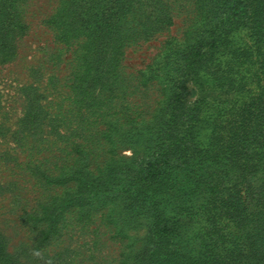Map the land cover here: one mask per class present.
Wrapping results in <instances>:
<instances>
[{
    "label": "rangeland",
    "instance_id": "374dc122",
    "mask_svg": "<svg viewBox=\"0 0 264 264\" xmlns=\"http://www.w3.org/2000/svg\"><path fill=\"white\" fill-rule=\"evenodd\" d=\"M121 5H133L127 16L118 14ZM200 5L195 0H167L164 8L156 0H17L16 4L0 0V264H133L140 259L137 248L148 239L149 219L140 212L124 224L130 217L125 214L126 199L138 191L135 186L125 188L119 182L118 192L108 194L86 174L75 175L72 180L83 179V191L71 192L45 223L40 222L45 217L42 204L54 196L47 177L58 173L55 158L68 138L103 148L104 167L121 155L122 161L155 172L166 167L170 179L157 192L166 194L167 213L179 217V222L192 215L189 226H199L194 215L201 192L195 178L185 181L190 176L182 167L196 153L204 163L229 161L226 142L233 133V114L230 111L228 117L220 109L226 107L219 104L226 98L220 89L229 80L221 75L231 73L236 54L251 46L248 24L243 28L227 21L226 55L199 61L193 67L197 76L188 70L190 80L183 84L188 92L177 102L182 104L165 112L162 107L171 102L168 93L177 80L176 51L191 47L185 43L186 34L203 22ZM222 9L220 13L225 12ZM236 9L232 14L239 17L242 10ZM167 14L170 17L161 23ZM14 17L20 18L22 29L15 27ZM113 25L126 29L128 41L120 44L117 32L107 30ZM62 28L70 32L68 45L57 36ZM212 31L208 23L205 35L212 37ZM6 35L12 37L9 44L1 41ZM204 37L199 44L210 46ZM180 88L179 84L176 90L181 92ZM67 94L70 121L67 128L56 127L55 103ZM30 111L35 113L33 119ZM168 130L174 131L173 136ZM186 134V143L177 141L176 136ZM178 145L182 151L172 153ZM84 161L92 166L94 158L84 155ZM129 171L134 182L144 176ZM249 182L256 192L264 191L263 166L249 176ZM76 185L68 184L70 189ZM231 187L228 184L224 190L228 195ZM56 219L54 237L37 252L34 237Z\"/></svg>",
    "mask_w": 264,
    "mask_h": 264
},
{
    "label": "trees",
    "instance_id": "16d2710c",
    "mask_svg": "<svg viewBox=\"0 0 264 264\" xmlns=\"http://www.w3.org/2000/svg\"><path fill=\"white\" fill-rule=\"evenodd\" d=\"M157 1L161 8L167 5V0ZM198 2L202 6L201 19L203 22L200 27L197 25L186 34L185 43L191 47L185 46L176 51L174 63L177 64V80L168 93L171 102L162 107L165 112H173L178 104H182V102H177L180 101L179 97L182 94L188 92L187 85H183L190 80L188 70L192 76H197L198 71H194L193 67L199 61L204 62L210 55H226L225 46L230 39L227 35V21L241 23L243 28H246L248 24L251 35V46H245L236 54L237 59L232 64L234 67L231 66L229 70L231 73L221 75H227L229 80L224 81L226 83L220 89L226 93V98L219 103H226V107L220 105V109L227 113L228 117L230 111L233 114V133L230 143L226 142L228 151L230 149L229 161L226 164L223 161L216 164L204 163L201 158L196 157L198 155L196 153L192 157L193 160L187 161L186 166L182 167L187 171V176H190L186 177L185 181L188 183L191 177L195 178L194 182L198 184L201 192L198 198L199 206L195 207L198 209V213L194 215V217H198L199 226H189L188 222L193 219V216L188 212L191 217L184 216L188 220L185 219L182 222H179V217L176 219L167 213L163 203L166 194L157 192L159 188L165 187L166 180L170 179L171 175L167 176L166 170L168 169L166 167L158 169L156 172L157 169L153 171V169H149V166L144 168L143 165H140L138 167L135 164L132 165L130 161H122L120 153L121 156L118 159L113 157L112 161L107 163L108 166L104 167L102 166L104 162L101 161L103 148L87 147L69 138L65 140L66 146L58 149L59 153L55 158L58 173L47 177L53 182L51 193L54 196L49 197L47 202L42 204L43 207L45 206L43 208L45 217L40 222L45 223L51 213H55L59 209L60 203L71 195V192L79 191L80 194L83 191L81 186L83 179H72L75 175L83 176L84 173L94 184L103 186L101 191L103 193H117L119 182L125 188L135 186L133 189L138 190L133 194L132 192L128 194L129 197L126 199L128 213L125 214L130 217L125 219L124 224L130 223L132 217L138 216L142 212L149 219V225L145 235L148 239L137 248L141 257L135 259L133 264H264V191L256 192L249 182V176L253 175L261 166L264 171V0H195L197 5ZM16 3L17 0H14V4ZM230 4L232 7L229 6ZM132 7L133 5L129 7L121 5L120 9H116L118 14L127 16ZM222 8L225 9V12L220 13L219 10ZM235 8L242 10L239 17L232 14V10ZM223 14L226 18H222ZM169 17L170 15L167 14L162 18L164 21L161 23L167 21ZM15 20H17L15 27L22 29L20 18ZM117 23L121 22L117 21ZM208 23L213 26L211 41L204 32ZM113 26L107 27V30L113 29L117 32L120 44L128 41V37L124 35L126 29L121 25ZM10 28H7V31ZM160 28L157 27V29ZM157 29H154L150 35ZM13 30L17 32V29ZM57 36L62 43L69 44L70 32L66 28L60 29ZM203 37L212 42L211 47L207 44H199ZM11 39L12 37L6 35L1 38V41L9 44ZM211 48H214V52H210ZM170 57V55L167 56L166 60ZM244 66V71H237L238 68ZM179 84L182 85L181 92L176 90ZM238 89L242 90L239 94L236 93ZM231 95L237 97L228 99ZM68 98V94L61 95L60 100L55 103L56 119L58 120L56 127L62 125L67 128L68 126L70 106L65 103L66 100L69 101ZM33 102H37V100ZM32 108L35 109L33 105ZM28 115L32 119L35 117V113L32 111ZM54 131L57 132L56 129ZM168 132L173 136V130H168ZM59 134L61 137L64 135L63 133ZM187 136L188 134L183 137L178 135L176 138L178 142L186 143ZM177 150L182 151L180 145L172 150V153ZM111 154L116 155V150H113ZM84 155H88L90 160L94 158L92 166L85 161L82 162ZM129 170L131 173H142L144 176L134 182ZM207 172H210L209 176ZM211 173H215V175L213 176ZM42 176L39 177V180ZM208 177L211 180L206 181ZM73 181L77 185L74 189H70L68 184ZM42 182L41 180L40 184ZM228 184H232V187L229 188L232 190L230 195H228L229 192L224 191L228 189ZM55 189L58 190L54 191ZM101 194L97 196L101 197ZM110 211H115V207H110ZM58 224L56 219L51 221L49 227L40 228V236L34 237V240H37V252L42 248L44 241L54 237L53 233L57 231ZM1 250L0 248V253Z\"/></svg>",
    "mask_w": 264,
    "mask_h": 264
}]
</instances>
